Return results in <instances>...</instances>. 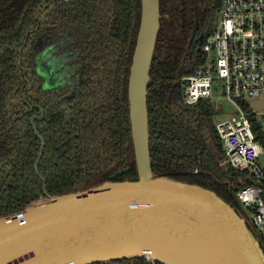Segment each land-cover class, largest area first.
<instances>
[{
    "label": "trees",
    "instance_id": "trees-1",
    "mask_svg": "<svg viewBox=\"0 0 264 264\" xmlns=\"http://www.w3.org/2000/svg\"><path fill=\"white\" fill-rule=\"evenodd\" d=\"M219 7L220 0L160 1L147 85L149 152L154 174L210 190L241 214L235 194L254 182L220 165L213 105L185 106L181 98L180 79L202 63ZM139 14L140 0H0V218L75 193L93 176L99 184L129 168L114 180L137 178L126 88ZM193 171L205 175L182 174Z\"/></svg>",
    "mask_w": 264,
    "mask_h": 264
},
{
    "label": "water",
    "instance_id": "water-1",
    "mask_svg": "<svg viewBox=\"0 0 264 264\" xmlns=\"http://www.w3.org/2000/svg\"><path fill=\"white\" fill-rule=\"evenodd\" d=\"M160 1L140 0L127 78L137 178L114 180L128 173L123 168L86 191L47 196L43 205L0 218V264H103L139 258L157 264H264L259 239L232 205L210 190L152 171L147 85ZM40 141L35 169L44 147Z\"/></svg>",
    "mask_w": 264,
    "mask_h": 264
},
{
    "label": "built area",
    "instance_id": "built-area-1",
    "mask_svg": "<svg viewBox=\"0 0 264 264\" xmlns=\"http://www.w3.org/2000/svg\"><path fill=\"white\" fill-rule=\"evenodd\" d=\"M218 13L201 47L202 63L180 79L181 98L185 106L207 100L233 108L215 124L225 156L220 165L245 172L254 182L236 192L235 198L260 240L264 239V143L259 138L264 136V114L260 121L250 112L247 99L264 98V0H220Z\"/></svg>",
    "mask_w": 264,
    "mask_h": 264
},
{
    "label": "rangeland",
    "instance_id": "rangeland-1",
    "mask_svg": "<svg viewBox=\"0 0 264 264\" xmlns=\"http://www.w3.org/2000/svg\"><path fill=\"white\" fill-rule=\"evenodd\" d=\"M13 11V10H12ZM220 14L217 13L216 18L219 19ZM49 56L48 54L44 57V59H46V57ZM50 57V56H49ZM44 60L43 58H40V60ZM48 81V80H47ZM49 85L46 84L45 88H50L48 87ZM215 98L218 97V95L214 96ZM247 103L250 109V112L256 114L257 118L260 119L261 121V115L264 114V98H257V99H247ZM219 105V106H218ZM213 110H214V117L212 119L213 121V125L215 127V124L221 120V119H225L227 118L230 114L233 113V108L231 106L228 105H224L223 101H220L219 103L213 104ZM100 178L98 176H93L91 178H89L88 180L81 182L79 184H77L75 186V190L77 192H83L86 191V189L95 186L96 184H98V180ZM47 203V200H41L39 201L37 204L35 205H43ZM240 213L242 216H248V214L245 212V210L243 209L242 206H240Z\"/></svg>",
    "mask_w": 264,
    "mask_h": 264
},
{
    "label": "flooded vegetation",
    "instance_id": "flooded-vegetation-1",
    "mask_svg": "<svg viewBox=\"0 0 264 264\" xmlns=\"http://www.w3.org/2000/svg\"><path fill=\"white\" fill-rule=\"evenodd\" d=\"M192 38V37H191ZM196 38V37H195ZM195 38L194 39H190L188 46H187V54L189 55L191 53V50L193 48L194 42H195ZM44 59V58H43ZM154 264V263H153Z\"/></svg>",
    "mask_w": 264,
    "mask_h": 264
}]
</instances>
